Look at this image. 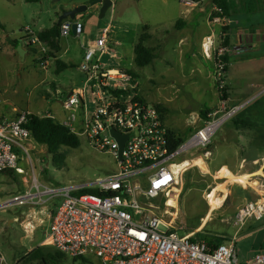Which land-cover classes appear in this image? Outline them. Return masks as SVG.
I'll return each mask as SVG.
<instances>
[{
    "label": "rangeland",
    "instance_id": "1",
    "mask_svg": "<svg viewBox=\"0 0 264 264\" xmlns=\"http://www.w3.org/2000/svg\"><path fill=\"white\" fill-rule=\"evenodd\" d=\"M97 1L42 0L36 3L0 0V23L3 25L0 27V118L10 119L14 111L26 110L42 117L52 116L61 122L67 120L69 112L61 102L71 91L84 89L87 82L86 74L80 70L86 53L82 45L86 40L100 36L110 25V53L102 56L100 62L106 69L117 67L133 71L136 78L127 86L131 96L168 109L164 115L165 124L178 130L186 139L185 144L198 130L227 116L207 146L190 149L177 160L180 164L200 160L206 168L193 164L180 176L178 190H175L179 194L173 191L169 196L175 199V207L168 205L166 195L151 199L150 202L159 207L158 214L181 235L195 238L203 232L209 238L216 236L222 241H234L242 263L264 253V232L244 238L250 229L264 225V219H249L246 226L240 227L236 217L248 202L259 201L255 193L258 183L251 181L247 185L229 181L228 177H218L224 167L234 176L252 169V163L241 160L244 151L249 157L260 152L264 155V138L235 127L239 114L247 108V116L264 123V59L254 61L249 58L252 54H233V49L220 36L207 38L210 52L204 57H195L188 45L178 44L175 35L172 38L175 41L155 37L162 34V22L168 23L179 14L180 0H111L114 6L103 18L100 17L101 4ZM76 4L88 6L85 13L78 15L84 24V33L80 37L71 34L61 38V60L57 59L59 53L52 54L47 50L41 54L38 48L30 49L21 60L18 48L15 49L11 41L17 40L19 47L24 48L30 36L26 28L37 35L39 31L54 26L67 11L64 9L72 10ZM212 9L209 17L207 15L208 22L217 20L222 24L221 9L218 5ZM145 30L154 35V40L147 46L154 50L156 61L138 67L134 62V47ZM226 56L230 61L228 67L223 60ZM57 61L74 67L57 73ZM86 99L91 100L89 96ZM259 101L262 104H258ZM207 108L211 110L208 118L204 115ZM250 144L256 147L249 148ZM62 152L65 154L64 164L57 167L46 146L37 145L32 150L37 182H32L29 176H10L0 172V203L35 190L37 186L43 189L71 183L85 184L110 175L117 168L110 156L98 152L84 139H81L79 148H64ZM260 163L264 165V159ZM263 184H259L261 188ZM212 193L223 200L219 209L213 208L209 202ZM43 200L0 210V248L10 263L41 264L39 261L24 262L23 259L37 247L54 249L48 245L47 235L52 216L63 200L51 201L49 197ZM63 264L102 262L92 255L76 259L67 256Z\"/></svg>",
    "mask_w": 264,
    "mask_h": 264
},
{
    "label": "built area",
    "instance_id": "2",
    "mask_svg": "<svg viewBox=\"0 0 264 264\" xmlns=\"http://www.w3.org/2000/svg\"><path fill=\"white\" fill-rule=\"evenodd\" d=\"M183 2L193 5L191 0ZM81 20L79 16L65 20L61 37L73 34L74 24V35L80 37L84 33ZM26 29L30 34L27 46L45 54L46 46L29 27ZM110 31L109 25L86 46L80 65L87 76L86 85L82 90L71 91L61 104L69 112L63 123L72 134L110 156L117 164L115 172L85 184L43 189L37 186L0 203V210L36 204L44 201V197L51 201L62 198L61 206L52 216L48 245L73 259L92 255L102 264H264V253L242 263L234 241L212 247L206 240L179 234L158 214L159 207L150 202L160 195L169 199L178 190L182 174L177 160L190 149L207 146L217 131H211V126L222 124L227 116L209 123L186 144L173 150L170 128L161 112L131 94L117 92L128 90L133 76L117 67L106 69L100 62L102 56L110 53ZM30 115L29 111L18 110L10 119L0 118V172L11 170L37 182L32 150L38 144L26 126ZM113 130L128 134L121 157ZM85 190H95L97 194ZM236 217L240 227L249 219L262 220L264 203L248 202ZM0 264H12L1 248Z\"/></svg>",
    "mask_w": 264,
    "mask_h": 264
},
{
    "label": "crops",
    "instance_id": "3",
    "mask_svg": "<svg viewBox=\"0 0 264 264\" xmlns=\"http://www.w3.org/2000/svg\"><path fill=\"white\" fill-rule=\"evenodd\" d=\"M191 1L193 2V5L189 6L186 5L183 0H180L179 14L171 19L168 23L162 22V34L155 37L170 38L172 41H175V39L173 40L172 38L177 36L178 44L185 46L188 45V50L193 51L195 57H198L197 55L204 57L205 55H209L207 46L210 45V42H208L207 38L215 36L216 39L217 36H220L222 39H225L228 46L233 49V54H252V56L249 58L254 61L257 59H264V0H231L234 1L235 8L234 10L232 9L230 17L221 18L222 20L220 23L222 24H219V22L216 20L217 18H214L217 22H208L209 12L213 10L212 8H216L217 6L216 0ZM75 6L78 7L79 5L76 4ZM151 36L152 39L149 41V43L154 40V35ZM95 39H90L88 42L86 40L87 43L85 42L82 45L84 50L86 46ZM23 49L29 53L27 45ZM61 51L59 52L57 59L62 58L60 55ZM206 59L209 60V58ZM154 60L156 61V58ZM43 98L45 99V97ZM262 159H264V155L260 152L251 161L242 160L245 163H252V169L243 172L242 175L234 176L230 173L229 169L224 167L218 172V177L221 179L228 177L229 181H234L233 179L238 177H249L248 185L251 184V181L258 183V186L255 187V193L260 198L259 202L264 203V184L263 188H261V185H259L262 182L264 183V165H260ZM222 170H225L227 173L225 177L219 176V173ZM262 232H264V225H261L259 228L250 229V231L246 232L244 238H250Z\"/></svg>",
    "mask_w": 264,
    "mask_h": 264
},
{
    "label": "trees",
    "instance_id": "4",
    "mask_svg": "<svg viewBox=\"0 0 264 264\" xmlns=\"http://www.w3.org/2000/svg\"><path fill=\"white\" fill-rule=\"evenodd\" d=\"M42 0H27V2H36L39 3ZM217 5L221 9V15L223 18L230 17L232 9L235 8L234 1L228 0H216ZM61 23H56L54 26L48 29H43L38 32L37 36L39 40L46 46L48 52L52 54L59 53L61 51ZM0 27L3 25L0 23ZM146 29V28H145ZM27 38H25L26 40ZM152 36L146 32V30L140 35L137 45L135 46V59L134 62L138 67H145L151 65L156 58L155 52L152 48L147 46V43L151 41ZM15 49L19 47V42L17 40L11 41ZM28 50L32 49L31 46H27ZM227 66L230 63L229 57H224ZM73 64L64 63L62 61H57V73L73 68ZM127 73L131 74L133 78H136V74L131 70H125ZM130 90H118L117 92H122L126 95L130 94ZM139 99V98H138ZM141 100V99H139ZM143 101V100H141ZM258 104H262V101H259ZM162 115V119L165 122L164 115L168 111L162 105H154ZM207 112H204V115L208 118V114L211 110L207 108ZM249 110L247 108L245 112L239 114V119L235 122V127L239 131H248L250 134L257 135L259 138H264V123L254 121L246 112ZM168 113V112H167ZM27 128L31 131L34 141L38 145L46 146L48 153L53 157V161L57 167H61L64 164L65 154L62 152L64 148L77 149L81 145V139L72 134L68 126L63 122L57 120L52 116H39L38 114H31L28 118L26 124ZM169 134L172 139V149L177 150L185 142L186 139L179 134L178 130L169 129ZM256 147L254 144H250L249 148ZM255 157V156H254ZM254 157L246 156L245 151L244 155L241 157V160L251 161ZM2 173L7 175L16 176V174L11 170H5ZM84 192L97 194L95 190H85ZM194 239L206 240L209 245L216 247L223 243L220 238L213 237L209 238L204 236L203 232H199L197 237ZM66 255L59 252L55 248L53 250H48L47 248L37 247L28 254H26L23 259L24 262H33L39 261L41 264H63Z\"/></svg>",
    "mask_w": 264,
    "mask_h": 264
},
{
    "label": "water",
    "instance_id": "5",
    "mask_svg": "<svg viewBox=\"0 0 264 264\" xmlns=\"http://www.w3.org/2000/svg\"><path fill=\"white\" fill-rule=\"evenodd\" d=\"M97 2L101 4L100 17L103 18L106 15L107 11L112 7L113 2L111 0H98ZM87 10H88L87 5H81L72 10H67L66 12H64L62 16H60L59 23L67 19L75 20L78 17V15L85 13ZM75 28H76V24L73 25V31H72L73 34L75 33ZM26 53L27 52L25 49H23V47H18V54L21 60H24ZM112 134L119 143L120 146L119 153L121 157L122 151L124 149L125 141L128 139V134H121L116 130H113Z\"/></svg>",
    "mask_w": 264,
    "mask_h": 264
},
{
    "label": "bare ground",
    "instance_id": "6",
    "mask_svg": "<svg viewBox=\"0 0 264 264\" xmlns=\"http://www.w3.org/2000/svg\"><path fill=\"white\" fill-rule=\"evenodd\" d=\"M208 47V51L210 52V49H209V47L210 46H207ZM220 124H221V122H219V123H216V124H214L213 126H211V131H215V130H217V128L220 126ZM195 162V163H194ZM193 164L194 165H198V166H200V167H202V169H204L205 170V168H206V166H205V164L204 163H202V161H200V160H197V161H192V162H190V161H185V162H183L182 164H180L179 166H177V168L179 169V174H183L187 169H189L191 166H193ZM227 175V173L225 172V170H222L220 173H219V176H221V177H225ZM249 177H238V178H235V179H233L234 181H236V182H240L241 184H247L248 185V179ZM216 191V190H215ZM214 191V192H215ZM209 202H210V204H211V206L213 207V208H220V207H222V205H223V200L222 199H220V198H217L215 195H214V193H212L210 196H209ZM168 205L170 206V207H175L176 206V201H175V199H172V198H169V202H168ZM167 205V206H168ZM217 209V210H218Z\"/></svg>",
    "mask_w": 264,
    "mask_h": 264
}]
</instances>
